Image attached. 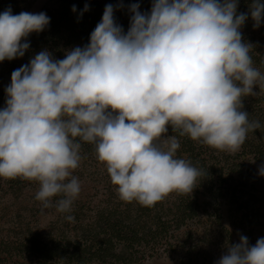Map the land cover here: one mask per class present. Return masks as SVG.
<instances>
[{
	"label": "clouds",
	"instance_id": "9594fccd",
	"mask_svg": "<svg viewBox=\"0 0 264 264\" xmlns=\"http://www.w3.org/2000/svg\"><path fill=\"white\" fill-rule=\"evenodd\" d=\"M139 7L130 5L126 34L108 4L86 46L63 59L43 50L11 74L0 109V177L37 182L41 211L72 212L82 142L94 146L120 200L151 207L173 192L191 195L205 176L177 157L169 126L229 154L261 127L243 100L264 90V74L240 30L249 13L260 26L261 0L239 14L238 0H153L150 13ZM49 23L44 12L0 13V62L23 57L27 37ZM217 264H264V237L250 245L241 236Z\"/></svg>",
	"mask_w": 264,
	"mask_h": 264
},
{
	"label": "trees",
	"instance_id": "16d2710c",
	"mask_svg": "<svg viewBox=\"0 0 264 264\" xmlns=\"http://www.w3.org/2000/svg\"><path fill=\"white\" fill-rule=\"evenodd\" d=\"M35 1L0 0V13L9 8L13 15L28 12ZM251 2L238 0L237 13H249ZM133 3L140 5L141 13H150L153 0H53L41 11L50 18L49 25L42 32H34L27 37L30 47L23 57L5 60L0 67V109L5 107V89L11 82L14 70L28 64L43 50L49 51L53 59H63L67 51L86 46L108 4L113 5L115 22L126 34L133 15L129 10ZM261 3L264 4V0ZM86 4L88 10L85 11ZM120 4L123 6L118 7ZM253 25L249 13L240 30L243 40L254 46L250 54L256 65H262L264 16L258 28ZM254 91L256 95L244 98L243 110L249 113L250 121H259L261 127L248 133L236 154L241 164H236L229 172H219L215 168L213 159L216 157L211 147L187 136H179L169 126L166 135H175L180 142L177 157L190 161L205 174L191 195L173 192L151 207L141 206L135 201L128 203L119 199L116 186L107 174L99 186L103 198L94 204L91 211L83 214L85 208L72 207L71 213H62L65 217L74 216V221L67 220L70 228L63 235V240L40 246L35 238H30L25 244L31 254L44 264L58 260L66 264H144L155 255H179L183 264H217L213 253L217 237L222 234L233 244L231 231L222 222L223 200L230 204L231 210L238 204L250 206L255 196H248L239 189L240 185L247 186L244 180L248 176L242 168L243 164L254 161L264 165V90L257 87ZM80 154L96 155L94 146L82 142ZM26 181L0 177V191L6 185L19 187ZM242 215L240 219L244 221L246 214L243 212ZM231 221L236 227L241 226L232 215Z\"/></svg>",
	"mask_w": 264,
	"mask_h": 264
},
{
	"label": "rangeland",
	"instance_id": "374dc122",
	"mask_svg": "<svg viewBox=\"0 0 264 264\" xmlns=\"http://www.w3.org/2000/svg\"><path fill=\"white\" fill-rule=\"evenodd\" d=\"M53 0H36L28 12L40 13ZM251 31V30H250ZM254 66L264 74V63ZM0 62V67L3 65ZM215 153V168L221 172H229L236 164H241L236 154L220 152L211 148ZM80 166L73 172L81 183V192L73 203V208L83 209V214H88L94 204L101 200L103 196L101 182L108 174L104 164L99 162L96 155H82ZM244 172L247 174V186L239 187L246 195H254L250 206L236 205L234 208L223 200V225L231 231L233 244L240 242L241 236L248 238L249 244L254 245L257 239L264 237V175L260 174L262 165L248 161L243 164ZM255 171L256 173H253ZM229 175H226V177ZM103 180V181H102ZM101 188V189H100ZM39 189V184L32 181L23 182L19 187L6 185L0 191V264H44L31 254L26 246L30 238H35L40 246L51 245L53 242H61L63 235L69 232V226L65 215L56 211L55 207L41 211V204L35 199V194ZM59 197L53 198V203ZM205 200V197H202ZM256 210H259L256 212ZM246 214V219L242 221V213ZM231 215L236 218V222L242 226L236 227L231 221ZM230 242L224 235L217 237L216 245L213 247L217 261L227 251ZM48 264H66L61 261H50ZM144 264H183L181 257L166 255H155L148 258Z\"/></svg>",
	"mask_w": 264,
	"mask_h": 264
}]
</instances>
